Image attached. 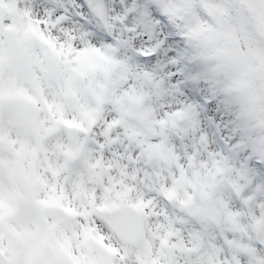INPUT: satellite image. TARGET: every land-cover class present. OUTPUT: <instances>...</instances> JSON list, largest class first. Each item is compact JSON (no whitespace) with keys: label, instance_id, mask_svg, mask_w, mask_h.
Segmentation results:
<instances>
[{"label":"snow or ice","instance_id":"snow-or-ice-1","mask_svg":"<svg viewBox=\"0 0 264 264\" xmlns=\"http://www.w3.org/2000/svg\"><path fill=\"white\" fill-rule=\"evenodd\" d=\"M0 264H264V0H0Z\"/></svg>","mask_w":264,"mask_h":264}]
</instances>
